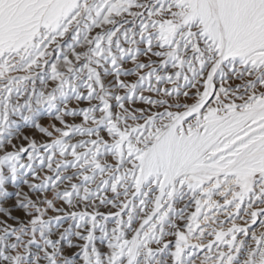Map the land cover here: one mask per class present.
<instances>
[{
	"label": "snow or ice",
	"instance_id": "obj_1",
	"mask_svg": "<svg viewBox=\"0 0 264 264\" xmlns=\"http://www.w3.org/2000/svg\"><path fill=\"white\" fill-rule=\"evenodd\" d=\"M72 100L99 103L77 112ZM137 102L148 109L125 107ZM41 109L82 123L55 129L51 143L4 151L0 201L25 173L39 180L38 163L52 175L29 188L67 182L55 198L69 207L99 201L117 211L45 219L62 210L26 199L18 206L27 224L0 227V264H194L198 253L200 264H264V230L249 231L264 217V0H0V151L11 145L13 118L51 137L36 123ZM76 136L88 139L71 143ZM185 201L195 205L190 214L175 207ZM242 206L247 227L233 219ZM220 215L232 227L223 230ZM66 219L78 221L84 242L75 258L50 238Z\"/></svg>",
	"mask_w": 264,
	"mask_h": 264
},
{
	"label": "rangeland",
	"instance_id": "obj_2",
	"mask_svg": "<svg viewBox=\"0 0 264 264\" xmlns=\"http://www.w3.org/2000/svg\"><path fill=\"white\" fill-rule=\"evenodd\" d=\"M140 62H143V58H141ZM123 67L125 69H131L133 65L131 63H127ZM102 79L106 87L112 88L114 90V86L112 84V81L114 78L103 77ZM122 79H124L125 82L127 83H132V82H135L136 77L128 76ZM238 83L240 82L233 81L232 86H235ZM36 86L37 88L42 87L39 84V78L37 79ZM51 86H52L51 83H49L48 87L51 88ZM163 87L170 88L171 85H164ZM81 93L86 95L84 90H81ZM115 94L124 95L125 92L121 90V91L116 92ZM144 95L153 100L159 99V97H156L154 94L144 93ZM187 102L192 103L193 101L189 100ZM98 103H99L98 101H93L92 104L90 105L87 100L79 101V102L72 100L68 103V109L79 112L82 109H87L88 107L97 105ZM110 103L113 105L112 107L113 113L118 114L120 110L115 106V101H110ZM237 103H239V101H237ZM58 107L60 108L61 111H64L63 105H58ZM125 107L129 109L136 108L137 110L148 109L147 105L140 104L138 102L135 104H126ZM160 110L163 111V109H160ZM59 114L60 113L55 110L49 113L48 111L41 109L36 119V123H38L41 127L47 129V131L51 133V137L44 136L36 127L32 125H24V123L20 121L18 118H13L15 120V123L18 125V127L13 132V136L11 139V145H7L3 151H0V155H3L4 151L10 152V151L18 150L20 147H27L29 142H32V141H34L37 144V147H39L41 144L51 143L53 138H59L58 132L55 131V129L66 130L65 125H68L69 127H71V126L80 125L82 123V117L80 115H76V116L67 115V116L62 117L64 124H61L60 121L55 119V117ZM102 135H104V133H102ZM24 137H27V139H24ZM83 139H88V138L76 136L72 138L70 142L77 143ZM12 145H15V148H13ZM41 154H44L43 149H41ZM57 159H59V157H57ZM22 162L27 163V154H25L22 157ZM35 168L37 169V171L35 172V175L39 177V180H33L32 173H25V175L21 177V179L17 182L16 185H12L9 183L7 187V191L9 192L8 198L6 201H0V207H3L7 211L8 215H0V227H3L6 225L12 228H18L21 224H25V225L27 224V222L29 221V217L26 214L25 210L18 206L20 203L24 202L26 199L32 200L34 203L38 204L41 208L46 207V205L40 203L41 201L52 200L54 203V207L62 210L61 212H53L52 210H48L45 219H54L57 215H65V214L70 215L71 212L73 211L88 212L89 214H92L98 211L99 213L103 215H108V216H114V213L117 211V209H114L111 206L99 205V201L95 202L98 205V207H92L91 205L84 204L83 202L76 203L75 201L74 203H76V206L74 208L69 207L68 205L64 204L62 201L57 200L55 198V193L57 191L70 190L69 183L67 182L61 184L59 188L57 189L47 188L43 192H39L37 190H33L29 188L30 184L39 185L43 183L45 176L52 175V173H49L46 169H41L38 163L35 165ZM72 174L73 172L71 170L66 171L64 173V175H67V176H71ZM25 180L27 181V183H25ZM71 183H78V181L72 180ZM108 196L109 198H111L110 192L108 193ZM214 199L216 201L222 202V199L220 197H214ZM185 205H187V209H186L187 214H190L192 211H194L195 205L191 201H185V202L178 203L175 205V207L177 211H179L180 209L185 208ZM252 210H258V209L253 208ZM245 211H247V209L242 206L241 214L238 217L233 218L237 226L247 227V225L243 223L245 220L249 219V217L244 215ZM124 218L126 219L127 217H124ZM142 219H143V216H138L137 223L136 225H134V227H138V223ZM216 219L224 221L223 226H222L223 230H227L228 228L232 227L233 221L229 220L228 217L224 215H220V216H217ZM261 220H264V217L258 218V224L250 228L249 230L250 235L253 231L257 235H259V233L262 230H264L260 227ZM77 222L78 221H73L70 219L62 220L60 230L57 231L56 228L54 227L52 230V235L50 236L52 240L60 241L61 248L62 250H64L65 255H71L73 256V258H75V253L79 252L80 250L79 246L84 243L83 241H80L76 238L75 233L78 230L76 229L75 224ZM106 224L109 230H111V228L115 226L114 220L112 219L107 221ZM181 227H183V224H181ZM213 227H215V225H213ZM69 228L71 229V232L68 234V238L64 240H60L61 233L64 231V229H69ZM217 230H220V229H217ZM81 234H85V233L81 232ZM96 236H97V240L95 242L96 247L101 251H106L105 244L102 243L99 239L98 231L96 233ZM240 238H243V237H238V239ZM243 239H246L247 243L250 242L249 244L252 243L250 236L248 238H243ZM68 243H72L76 245L77 247L73 249H68L67 248ZM32 251L33 252L36 251L35 247H33ZM202 256H203V253H198L197 256L194 257V264H200V257Z\"/></svg>",
	"mask_w": 264,
	"mask_h": 264
},
{
	"label": "bare ground",
	"instance_id": "obj_3",
	"mask_svg": "<svg viewBox=\"0 0 264 264\" xmlns=\"http://www.w3.org/2000/svg\"><path fill=\"white\" fill-rule=\"evenodd\" d=\"M250 243V242H249ZM100 244V243H99Z\"/></svg>",
	"mask_w": 264,
	"mask_h": 264
}]
</instances>
